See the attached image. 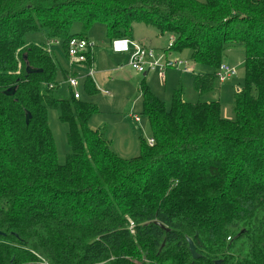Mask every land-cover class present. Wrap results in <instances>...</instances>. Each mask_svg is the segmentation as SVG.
Listing matches in <instances>:
<instances>
[{
  "label": "trees",
  "instance_id": "trees-1",
  "mask_svg": "<svg viewBox=\"0 0 264 264\" xmlns=\"http://www.w3.org/2000/svg\"><path fill=\"white\" fill-rule=\"evenodd\" d=\"M134 22L174 37L166 54L189 50L198 95L233 77L220 81L217 71L241 47L232 117L219 97L187 101L181 86L167 107L142 76L140 114L153 142L140 136L138 154L123 157L105 129L88 126L96 104L54 95L58 70L76 73L25 41L42 31L67 57L68 40L88 39L95 23L112 41L129 38ZM189 62L212 71L194 73ZM48 108L68 125L63 164ZM0 232V264H264V0H0Z\"/></svg>",
  "mask_w": 264,
  "mask_h": 264
},
{
  "label": "rangeland",
  "instance_id": "rangeland-1",
  "mask_svg": "<svg viewBox=\"0 0 264 264\" xmlns=\"http://www.w3.org/2000/svg\"><path fill=\"white\" fill-rule=\"evenodd\" d=\"M79 27L78 23L73 24L72 31L78 32ZM87 35L88 40L93 43V62L91 65L94 74L91 79L97 91L93 94H87L84 90L86 79L80 76L74 91L79 93L81 99L93 102L98 107L97 113L90 117L88 126L92 129H105L112 149L119 155L123 157L136 156L139 151V137L142 136L149 140L150 136L148 122L140 114L139 87L143 73L137 72L128 65L127 53L113 51L111 40L108 39L106 34L105 25L95 23ZM130 36L129 38L134 42L142 47L153 49L155 52L162 53L168 50L169 36L160 34L152 25L134 22L131 25ZM25 41L46 47V50L55 55L61 69L67 71L65 67L67 58L65 59L60 41H58L59 43L51 42L48 44L45 33L42 31L27 33ZM168 52L171 53V51ZM172 54L188 61L190 52L185 49L179 53L180 55L173 51ZM223 61L235 66L236 74L224 82L217 83L216 88L219 86V95L218 93L198 95L191 86V72H184L179 68L167 71L166 80L164 78V81H161L157 71H149L145 76V82L165 102L167 107L171 104L173 91L179 86H181L183 97L187 101L215 100L217 96L222 103L223 115L230 118L232 117L234 92L244 83V53L242 48H232L229 53H226ZM189 63L194 73L212 71V68L208 66ZM77 72L80 75L87 73V70L79 69ZM65 79L61 70H58L56 81L61 84L54 91V95L58 98H69L73 92L65 83ZM105 92L108 94H105ZM134 115L140 118L139 122L134 121ZM47 121L55 142L57 161L63 164L69 152L67 142L68 125L60 121L59 111L54 108L47 109Z\"/></svg>",
  "mask_w": 264,
  "mask_h": 264
},
{
  "label": "built area",
  "instance_id": "built-area-1",
  "mask_svg": "<svg viewBox=\"0 0 264 264\" xmlns=\"http://www.w3.org/2000/svg\"><path fill=\"white\" fill-rule=\"evenodd\" d=\"M56 42L58 40H49L47 43ZM175 42L174 37H170L168 41V49L172 47ZM113 51L118 53H127L128 54V65L131 66L139 73H147L149 71H157L161 81H164L165 72L167 69H181L184 72H190L191 69L187 60H182L180 58H169L166 56L165 52L158 53L153 49H148L142 47L138 43L134 42L128 37H120L113 39L111 41ZM93 47V43L85 38H70L67 42V60L68 64L71 67L87 70V73L80 74L76 71V75L69 76L65 83L73 90V97L78 99L80 95L77 91H74L78 85L79 76L81 78L91 77L94 74L92 65L87 66L86 58L87 53ZM236 74V69L233 66H230L225 63H221L217 71V78L220 81H224ZM46 87H53V84H43ZM105 94H108L105 92ZM135 120L138 121L139 117L135 115ZM148 142L152 144V139H149Z\"/></svg>",
  "mask_w": 264,
  "mask_h": 264
},
{
  "label": "water",
  "instance_id": "water-1",
  "mask_svg": "<svg viewBox=\"0 0 264 264\" xmlns=\"http://www.w3.org/2000/svg\"><path fill=\"white\" fill-rule=\"evenodd\" d=\"M40 71H41V69H36V68H32L30 66H26V72L27 73L40 72ZM143 75H145V73ZM14 89H15L14 86L9 87L8 89L5 90V94L6 95H13ZM29 119H30V114L27 113L26 119H25L26 123H28ZM159 225H160V227L165 228L162 224L159 223ZM0 234H2V233L0 232ZM187 242H188L189 251H190V254L192 255V257L194 259L199 258L200 254L196 251L192 240L190 238H188ZM220 263H221V260L215 261V264H220Z\"/></svg>",
  "mask_w": 264,
  "mask_h": 264
},
{
  "label": "crops",
  "instance_id": "crops-1",
  "mask_svg": "<svg viewBox=\"0 0 264 264\" xmlns=\"http://www.w3.org/2000/svg\"><path fill=\"white\" fill-rule=\"evenodd\" d=\"M131 37V36H130ZM89 38V37H88ZM178 55H180L179 53H177ZM128 55V54H127ZM166 56L167 57H169V58H178V57H180V56H177V55H175V54H172V51H171V53L170 52H167V54H166ZM174 56V57H173ZM67 57L65 56V59H66ZM66 68H67V72H69V73H73V72H76V71H78V70H76L77 68H75V67H71V69H70V66H69V64H68V60L66 59ZM232 65V64H231ZM169 70H173V69H167L166 70V72H165V80H166V76H167V71H169ZM196 70V69H195ZM147 74H145V75H143L144 77L146 76ZM191 77H192V74H191ZM59 84H61V83H58V85ZM218 95H219V93H218ZM137 116V115H136ZM134 117V118H133ZM132 118L133 119H135V115L133 116ZM135 122H139L140 121V118H139V120L138 121H136V120H134ZM108 138V137H107ZM109 139V138H108Z\"/></svg>",
  "mask_w": 264,
  "mask_h": 264
}]
</instances>
